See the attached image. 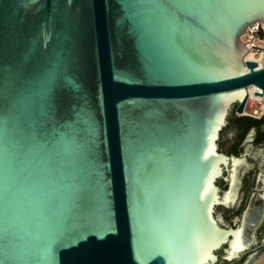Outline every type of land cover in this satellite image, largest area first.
Segmentation results:
<instances>
[{
  "label": "water",
  "instance_id": "obj_1",
  "mask_svg": "<svg viewBox=\"0 0 264 264\" xmlns=\"http://www.w3.org/2000/svg\"><path fill=\"white\" fill-rule=\"evenodd\" d=\"M256 21L264 0H0V264H264Z\"/></svg>",
  "mask_w": 264,
  "mask_h": 264
},
{
  "label": "bare ground",
  "instance_id": "obj_2",
  "mask_svg": "<svg viewBox=\"0 0 264 264\" xmlns=\"http://www.w3.org/2000/svg\"><path fill=\"white\" fill-rule=\"evenodd\" d=\"M260 28L264 29V21L263 22L256 21L255 23L251 24L248 27V30L245 31L241 35V40L243 41V43L248 42L250 44L252 55H254L256 58H258L264 66V40L256 39L254 36L255 32ZM252 33H254V35H252ZM249 35L253 39H249ZM257 45L259 47H262V50L258 51L255 48V46H257ZM255 102L261 103V106L256 105ZM262 111L264 112V96H263L262 101H259V100H256V99L249 97V100H248L246 108H245V113H248L250 115H253L255 117L260 118Z\"/></svg>",
  "mask_w": 264,
  "mask_h": 264
},
{
  "label": "flooded vegetation",
  "instance_id": "obj_3",
  "mask_svg": "<svg viewBox=\"0 0 264 264\" xmlns=\"http://www.w3.org/2000/svg\"><path fill=\"white\" fill-rule=\"evenodd\" d=\"M252 133H255L256 137L257 136L258 137L264 136V118L261 121H257L254 124H252ZM238 136H236L235 140L239 139ZM258 145L262 146V143H259ZM222 150H224V149H222Z\"/></svg>",
  "mask_w": 264,
  "mask_h": 264
},
{
  "label": "rangeland",
  "instance_id": "obj_4",
  "mask_svg": "<svg viewBox=\"0 0 264 264\" xmlns=\"http://www.w3.org/2000/svg\"><path fill=\"white\" fill-rule=\"evenodd\" d=\"M251 35V34H250ZM249 35V39H253L251 36ZM252 35H254V33H252ZM255 38L259 39V40H264V29L260 28L256 33H255ZM255 48L260 51L262 50V47H259L258 45L255 46ZM256 105L261 106V103L255 102Z\"/></svg>",
  "mask_w": 264,
  "mask_h": 264
},
{
  "label": "trees",
  "instance_id": "obj_5",
  "mask_svg": "<svg viewBox=\"0 0 264 264\" xmlns=\"http://www.w3.org/2000/svg\"><path fill=\"white\" fill-rule=\"evenodd\" d=\"M246 120H248L250 122V124H254L255 122L258 121V120L251 119V118H246Z\"/></svg>",
  "mask_w": 264,
  "mask_h": 264
},
{
  "label": "built area",
  "instance_id": "obj_6",
  "mask_svg": "<svg viewBox=\"0 0 264 264\" xmlns=\"http://www.w3.org/2000/svg\"><path fill=\"white\" fill-rule=\"evenodd\" d=\"M258 30H259V29H258ZM258 30H257V31H258ZM257 31H256V32H257ZM256 32H255V33H256Z\"/></svg>",
  "mask_w": 264,
  "mask_h": 264
}]
</instances>
